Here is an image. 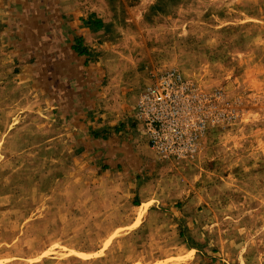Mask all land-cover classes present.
I'll list each match as a JSON object with an SVG mask.
<instances>
[{
	"label": "rangeland",
	"instance_id": "374dc122",
	"mask_svg": "<svg viewBox=\"0 0 264 264\" xmlns=\"http://www.w3.org/2000/svg\"><path fill=\"white\" fill-rule=\"evenodd\" d=\"M85 2L76 93L0 30V264H264V0Z\"/></svg>",
	"mask_w": 264,
	"mask_h": 264
},
{
	"label": "crops",
	"instance_id": "0c3cea01",
	"mask_svg": "<svg viewBox=\"0 0 264 264\" xmlns=\"http://www.w3.org/2000/svg\"><path fill=\"white\" fill-rule=\"evenodd\" d=\"M11 4H13L12 0H0L1 33L9 34L10 32L15 36L13 40L15 46L26 44L28 40L25 38L28 32L32 33L37 40L42 37L48 38V40L45 38L46 41L52 45L47 47L51 51L50 60L46 64L47 68L51 69L47 74L51 75V80L55 82L54 85L67 84L68 89L76 93L82 84L94 81V75H87L84 73L86 71L84 69L88 68V71L91 72L96 68L94 62L91 61L94 57L91 53L95 51L100 34L104 29L102 14H99L97 10H87L85 0H27L24 5L28 9L13 19L6 11L12 9ZM62 45L68 48L71 58L62 56L57 50ZM55 68L58 71H54ZM113 121L118 126L121 122L122 128H128L127 122L123 124V118L117 117ZM104 130L107 128L102 129V131ZM116 130L118 129L116 128ZM129 147L132 153L136 151L140 153L147 149L142 146L139 150V146L134 144ZM109 159L111 163H114L111 166L112 169L127 162V158H114L113 155Z\"/></svg>",
	"mask_w": 264,
	"mask_h": 264
}]
</instances>
